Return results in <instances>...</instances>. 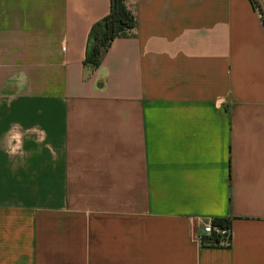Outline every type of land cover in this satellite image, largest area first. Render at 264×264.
<instances>
[{
    "label": "crops",
    "instance_id": "1",
    "mask_svg": "<svg viewBox=\"0 0 264 264\" xmlns=\"http://www.w3.org/2000/svg\"><path fill=\"white\" fill-rule=\"evenodd\" d=\"M125 4L90 66L109 0H0V264H264L258 11ZM213 219L229 244L197 245Z\"/></svg>",
    "mask_w": 264,
    "mask_h": 264
},
{
    "label": "trees",
    "instance_id": "2",
    "mask_svg": "<svg viewBox=\"0 0 264 264\" xmlns=\"http://www.w3.org/2000/svg\"><path fill=\"white\" fill-rule=\"evenodd\" d=\"M249 1L258 11L264 24V15L259 1ZM134 23V16L126 6L125 0H109L108 11L93 21L87 31L82 63L96 66L112 39L126 34ZM212 223L220 227L227 225V222L222 219H213Z\"/></svg>",
    "mask_w": 264,
    "mask_h": 264
},
{
    "label": "built area",
    "instance_id": "3",
    "mask_svg": "<svg viewBox=\"0 0 264 264\" xmlns=\"http://www.w3.org/2000/svg\"><path fill=\"white\" fill-rule=\"evenodd\" d=\"M202 233V236H195L193 238V241L197 245L226 246L230 242V228L228 224L220 227L209 221L203 225Z\"/></svg>",
    "mask_w": 264,
    "mask_h": 264
}]
</instances>
